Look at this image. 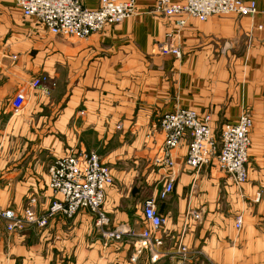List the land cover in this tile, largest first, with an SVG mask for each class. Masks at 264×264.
<instances>
[{"label":"crops","instance_id":"crops-1","mask_svg":"<svg viewBox=\"0 0 264 264\" xmlns=\"http://www.w3.org/2000/svg\"><path fill=\"white\" fill-rule=\"evenodd\" d=\"M244 1L256 3V14L180 26L156 11L157 0H137L136 16L76 39L52 35L14 0H0V211L20 214L36 199L43 214L54 200V162L94 152L115 179L103 208L107 230L123 231L109 242L86 212L13 232L3 221L0 264H264V0ZM82 2L95 10L101 0ZM17 95L24 105L15 113ZM177 109L210 115L217 134L244 113L253 118L246 184L236 187L217 161L188 167V138L174 152L172 194L157 198L167 174L157 163L165 138L158 122ZM149 198L165 219L153 232L161 245L150 248L140 237Z\"/></svg>","mask_w":264,"mask_h":264},{"label":"built area","instance_id":"built-area-1","mask_svg":"<svg viewBox=\"0 0 264 264\" xmlns=\"http://www.w3.org/2000/svg\"><path fill=\"white\" fill-rule=\"evenodd\" d=\"M15 5L25 17L35 18L52 35L65 38L87 39L102 32L106 27L119 25L137 15V0H101L99 8L91 10L82 0H14ZM254 1L244 0H157L156 11L167 17H179V25L184 26L187 19L206 22L216 16L249 17L256 14ZM169 38V36H168ZM172 53L179 57L180 51ZM46 79L32 83L34 89L42 87ZM24 105V98L17 95L12 100V108L18 113ZM253 118L244 113L238 121L222 126L217 134L212 127L210 115H202L193 109H177L164 114L158 122V129L164 135L162 157L158 164L167 171L165 185L158 199L166 200L173 192L176 163L174 152L183 141L190 139L186 163L194 170H201L217 161L219 168L237 187L248 182L249 151ZM114 182L109 167L101 163L96 153L71 151L57 159L49 169L48 189L54 200L43 214L36 212L38 202L30 200L28 208L20 214L14 211H0V223L7 222L10 232L22 230L28 224L44 228L49 221L63 216L72 218L77 213L90 211L98 215V225H108L109 219L103 211L105 194ZM259 198V197H258ZM142 216L149 225L141 237L150 245H161L153 234L165 224L158 212L156 199L149 198L143 204ZM235 227L242 228V218L237 217ZM123 232L108 234L109 238H121ZM186 252L185 247L181 248Z\"/></svg>","mask_w":264,"mask_h":264},{"label":"rangeland","instance_id":"rangeland-1","mask_svg":"<svg viewBox=\"0 0 264 264\" xmlns=\"http://www.w3.org/2000/svg\"><path fill=\"white\" fill-rule=\"evenodd\" d=\"M164 140H165V138H164ZM81 153V152H80ZM92 153H94V152H92ZM97 154V153H96ZM100 157V156H99ZM101 160V159H100ZM101 163H102V161H101ZM103 164V163H102ZM105 165V164H104ZM106 166V165H105ZM108 167V166H107ZM111 170V169H110ZM112 172V171H111ZM112 175H113V173H112ZM48 176H49V173H48ZM115 180V179H114ZM49 184V183H48ZM114 185V182H113V184L111 185V186H109L108 188H107V190L110 188V187H112ZM237 187V186H236ZM107 190H106V194H105V203H106V198H107ZM105 203H104V206H105ZM104 206H103V208H104ZM48 209V208H47ZM47 209L44 211V213L47 211ZM103 211H104V209H103ZM82 213V212H81ZM86 213H89V214H91L92 215V217L94 218V223H95V227L97 228V229H99V231H102L101 229L103 228V230H104V234H105V238L109 241V242H112V241H120L121 240V238H109V236H108V234H110V233H114V232H116V231H119V232H123L122 230H115V231H112V230H107V228L110 226V219L108 218V216H107V214H106V217L109 219V221H108V225H102V226H100V225H98V219H99V217H98V215L97 214H95V213H92V212H90V211H87ZM80 213H77L75 216H73L72 218H65V217H63V216H59V217H61V218H63V219H67V220H70V219H73L74 217H76L77 215H79ZM56 218H58V217H56ZM55 219V218H54ZM51 221V220H50ZM35 225V224H34ZM38 227V226H37ZM47 227V226H46ZM45 228V227H44ZM149 229V228H148ZM142 234V233H141ZM141 234H140V237H141ZM122 235H123V233H122ZM122 237V236H121ZM142 238V237H141ZM153 246H159V245H155V244H153ZM183 246H181L180 247V252H182L181 251V248H182ZM150 248V247H149ZM182 253H186V252H182Z\"/></svg>","mask_w":264,"mask_h":264}]
</instances>
